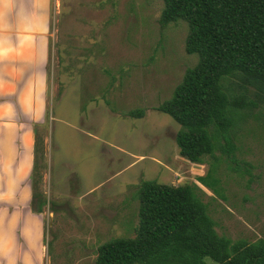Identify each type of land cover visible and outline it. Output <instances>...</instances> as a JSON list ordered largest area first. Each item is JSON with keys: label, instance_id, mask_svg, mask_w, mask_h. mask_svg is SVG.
<instances>
[{"label": "rangeland", "instance_id": "1", "mask_svg": "<svg viewBox=\"0 0 264 264\" xmlns=\"http://www.w3.org/2000/svg\"><path fill=\"white\" fill-rule=\"evenodd\" d=\"M163 7L162 0H52L45 123L34 130L40 149L30 177L31 212L43 227L24 230L23 264H95L102 244L133 238L142 181L195 184L219 235L264 239V105L241 111L233 160L219 150L201 165L180 157V126L156 108L198 57L185 52V22L159 25ZM225 86L241 93L235 80ZM136 109L143 118L128 116ZM215 161L218 194L196 181ZM5 247L9 237L0 234Z\"/></svg>", "mask_w": 264, "mask_h": 264}, {"label": "trees", "instance_id": "2", "mask_svg": "<svg viewBox=\"0 0 264 264\" xmlns=\"http://www.w3.org/2000/svg\"><path fill=\"white\" fill-rule=\"evenodd\" d=\"M162 2L159 25L185 22V52L196 55L198 61L156 110L180 126L175 142L183 159L201 165L204 157L219 150L233 160L232 131L241 111L264 105V0ZM230 80L236 81L238 96L225 86ZM144 114L136 109L128 116L141 119ZM35 145L37 153L38 140ZM215 164L196 181L218 194ZM200 193L195 184L140 182L134 237L102 244L95 264H207V259L216 264H264V239L247 243L219 235ZM37 206L36 212L41 213L44 202Z\"/></svg>", "mask_w": 264, "mask_h": 264}, {"label": "crops", "instance_id": "3", "mask_svg": "<svg viewBox=\"0 0 264 264\" xmlns=\"http://www.w3.org/2000/svg\"><path fill=\"white\" fill-rule=\"evenodd\" d=\"M51 5L52 0H0V234L2 241L9 237L0 264H23L18 248L24 230L43 227L42 215L31 212L30 177L34 130L45 123Z\"/></svg>", "mask_w": 264, "mask_h": 264}]
</instances>
